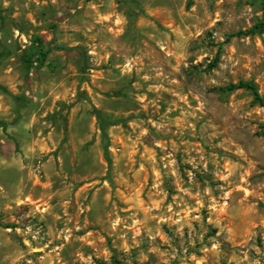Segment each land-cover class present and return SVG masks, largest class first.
Instances as JSON below:
<instances>
[{
  "label": "rangeland",
  "instance_id": "obj_1",
  "mask_svg": "<svg viewBox=\"0 0 264 264\" xmlns=\"http://www.w3.org/2000/svg\"><path fill=\"white\" fill-rule=\"evenodd\" d=\"M240 80L264 0H0V264H264Z\"/></svg>",
  "mask_w": 264,
  "mask_h": 264
},
{
  "label": "trees",
  "instance_id": "obj_2",
  "mask_svg": "<svg viewBox=\"0 0 264 264\" xmlns=\"http://www.w3.org/2000/svg\"><path fill=\"white\" fill-rule=\"evenodd\" d=\"M252 31H254L253 28H251V29H249L247 31H241L240 30V31L231 33L229 35V37L230 36H234V35L246 34V33L252 32ZM217 59H218V53L216 54L213 62L215 63L217 61ZM239 88H245V89L250 90L252 95H253L254 100L257 103H259L260 105H264V99L262 98V96L258 92V90L256 88V85L253 82L240 80V81H238L236 83H229L225 87H222V89L228 90V91L239 89ZM94 112H95L96 117L99 119L101 129L103 130V120L101 119V112L99 110H97V109H94Z\"/></svg>",
  "mask_w": 264,
  "mask_h": 264
}]
</instances>
